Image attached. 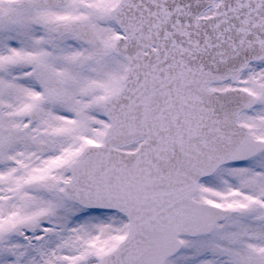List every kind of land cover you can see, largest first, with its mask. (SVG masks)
Masks as SVG:
<instances>
[{
	"label": "snow or ice",
	"instance_id": "snow-or-ice-1",
	"mask_svg": "<svg viewBox=\"0 0 264 264\" xmlns=\"http://www.w3.org/2000/svg\"><path fill=\"white\" fill-rule=\"evenodd\" d=\"M0 264H264V0H0Z\"/></svg>",
	"mask_w": 264,
	"mask_h": 264
}]
</instances>
